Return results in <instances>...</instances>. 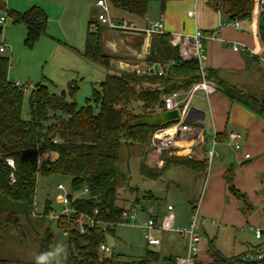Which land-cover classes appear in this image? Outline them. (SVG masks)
Listing matches in <instances>:
<instances>
[{
	"label": "trees",
	"instance_id": "trees-1",
	"mask_svg": "<svg viewBox=\"0 0 264 264\" xmlns=\"http://www.w3.org/2000/svg\"><path fill=\"white\" fill-rule=\"evenodd\" d=\"M152 1L160 2L164 10L171 0H108L111 8L139 17L146 16ZM215 2L233 19H251L256 9V0ZM11 15L15 23L26 26L27 46L33 47L46 34L48 15L43 8L33 6L23 13L11 11ZM256 18L259 35L264 42V10ZM104 30L98 20L89 21L84 57L109 68L112 61L119 57L104 50ZM144 60L170 65L163 76L138 75L132 71L109 72L99 88L93 87L87 104L79 106L74 100L78 90L76 81L69 84L70 100L51 92L47 85H37L33 89L29 85L19 87L8 78L10 58L0 55V240L5 233L22 232V219L31 221L39 176H70L74 193L88 188L89 192L77 199L73 200V194H70L71 206L78 213H85L99 221L81 234L74 227L77 225L75 220L69 221L62 216L57 221L59 227L62 230L71 227L66 236L64 260H56V236L52 227L48 226L39 240L38 256L33 264H153L161 259V254L153 250H148L140 258L116 254L113 250L110 254H103L99 250L102 243L115 235V226L125 211L117 203L123 146L137 143L148 146L151 134L166 125L151 128L133 126L132 122L164 111V95L187 90L201 78L198 61L183 58L178 46L173 44L172 34L168 32L151 35ZM207 72L208 78L215 81L217 90L264 119V95L259 97L228 84L216 70L208 69ZM29 88L31 118L26 120L22 116V108L25 92ZM226 137L225 134L217 135L219 141ZM46 150L52 151L56 157L41 162L40 153ZM180 165L205 171L208 163L206 159L175 156L165 158V166L158 170L141 163L140 172L156 180L166 169ZM225 178L235 192L232 169L226 172ZM153 199L154 196L150 195L149 200ZM51 210V202L47 201L43 215H50ZM104 223L109 225L103 227ZM209 253L212 264H264V258L249 262L241 260V256L225 257L212 240ZM167 260L176 264L175 258ZM0 264L12 262L0 258Z\"/></svg>",
	"mask_w": 264,
	"mask_h": 264
},
{
	"label": "rangeland",
	"instance_id": "rangeland-1",
	"mask_svg": "<svg viewBox=\"0 0 264 264\" xmlns=\"http://www.w3.org/2000/svg\"><path fill=\"white\" fill-rule=\"evenodd\" d=\"M5 1L8 9L22 10L23 12L32 8L34 5H39L38 3H30L29 5L27 2L31 0H4V2ZM63 1L65 5H68L63 25L66 27V24L69 21V30L66 34L63 33V36L58 29L60 27L58 18L63 15L65 9L60 13L61 11L59 8L57 10L54 6H50L48 7V11H45L48 13L47 15H52L50 16V20L48 19L46 34L50 33L54 35L56 42L54 40H48V42H46L48 44H46L41 40L43 38L42 36L33 47H29L25 44L26 30L21 31L19 34L20 30L15 29L16 26L25 27V25L23 23L14 24L13 20L8 15L7 10L3 9L4 11H2V13L0 12V17L4 16V13L6 12L7 22L4 26V30H0V39L4 38L7 40L9 49L6 52H0V55L10 58L8 78L13 82H20L29 85L32 89L37 85L43 84L47 85L51 92L59 95L65 90V97L67 100H70L71 95L69 84L73 80L76 81L78 90L74 100L79 106H85L91 97L93 87L99 88L100 83L105 79L104 76L107 72V69L104 70L92 62H85V60L78 54V52H81L82 48H84L86 23L91 19L97 18L99 8L95 5L97 0ZM76 1H80L82 4L87 5L86 16L82 21L83 34L81 35H79L75 29L73 30L72 27L74 21L73 13L75 12V6L73 3ZM205 1L206 0H201L199 7L200 11L202 8H207ZM2 3V0H0V7H2ZM151 4L157 8L160 2L152 1L149 5ZM71 6H73L72 9ZM210 6V9L212 10H209L208 12L211 13L210 11H212L217 15L215 0H211ZM122 12L112 8V14L116 20L121 19ZM56 14H58V17L55 19ZM148 18L151 21L157 20L152 17ZM105 30L103 39L104 50L119 58L124 56V53L128 52V49L124 47L125 36L129 35L126 32L127 30L120 28H105ZM31 88L27 89L25 92L22 108V116L26 120L31 118L29 106ZM252 92L255 91L249 89L248 93L254 94ZM254 95L261 96L259 93ZM204 134L203 143L201 147L198 148H201L206 152L211 149V144L209 137H207L208 133ZM148 147L149 146L137 143L131 146L124 145L121 150L120 188L118 189L117 203L120 206H123L125 211H130L135 207L134 213L136 215V221L134 223L117 224L115 226V235L108 238V244L116 254L131 258L143 257L148 250L157 251L161 254V259L153 264H172L167 258H174L175 255L171 252V246H173L178 237L175 238L174 233L172 234L171 232L157 230L155 231V234L159 239V244L154 246L149 245L144 238V231L141 228V225L150 218V215L147 211H144L141 208L140 204H143V202L149 203V206L155 207L157 213L160 215L167 212V207L170 204L174 207L175 215L180 217L181 220L187 221L190 219L192 212L194 211L193 208L197 207L199 204L204 183L199 181V178H202L201 174H197V183H193L192 179H186L182 174L183 171H193L191 169L187 170L186 167H170L162 172L156 181H152V179L145 176L143 177L140 172L141 163H145L150 169L158 170L165 166V158L179 156H170L168 154L154 155L149 151ZM204 151L195 149V152L190 156L193 159H199ZM187 153H189V150L185 149L180 154L186 156ZM55 157L56 154L50 150L42 151L40 153L41 162L54 159ZM192 173H194V171ZM226 182L229 191L237 197L239 196L241 199V201L235 203L234 211H237L240 216L246 219L251 214V210L249 205L245 204V206L240 207V204L244 203L243 201L245 199L250 203V192L245 193L236 189L234 180L233 185L235 187V192H233L230 189V183L227 180ZM60 184L65 187L64 190L59 189L58 186ZM65 193L73 195L77 194L73 192L72 178L70 176L60 174L39 176L36 187L35 210L32 219L31 221L22 219V232L18 234L5 233L2 235L0 240V258L10 260L12 264H33L38 256L39 240L44 234L46 228L50 226L56 236V260L62 262L67 251V237L59 227L57 223L58 220L50 215L44 216L43 211L46 202L50 201L52 206L51 215L55 214L59 216L63 214L65 204L61 199H58V196ZM152 193L154 194L155 199L149 200ZM207 197L208 191L206 192L204 200H207ZM137 199L139 201H137ZM258 215L264 219V212L260 211ZM207 230V233H203L204 239L201 243L199 253L200 260H211V255L209 253V243L211 240L215 241V246L219 252H222L227 257L241 256L242 254H238L244 248V245H242V241L244 240H247L246 242H249V244L254 246L261 242L255 238V230L249 226V224L240 227H237V225L235 227L230 224L225 226L222 224H213L211 227L207 228Z\"/></svg>",
	"mask_w": 264,
	"mask_h": 264
},
{
	"label": "crops",
	"instance_id": "crops-1",
	"mask_svg": "<svg viewBox=\"0 0 264 264\" xmlns=\"http://www.w3.org/2000/svg\"><path fill=\"white\" fill-rule=\"evenodd\" d=\"M2 2H4V0H2ZM63 2V0H31L27 3H29V5L30 3H38L39 5L34 6H39L46 12L50 6H54L57 10L59 8L61 11L60 13L65 9L63 15L58 18L60 25L58 29L63 35V33L66 34L69 30V21L67 22L66 27L63 25L68 10V5H65ZM205 2L207 8H202L201 11L199 10L201 0H171L167 2L164 10L161 9L160 4L157 8L151 4L144 17L121 11L123 14L120 18L127 20V23L130 26L126 31L129 35L125 36L124 46L128 49V52L124 53V56L119 59H114L109 68L100 66L84 57L86 33L89 24V22H87L86 30L84 32V48H82V51L78 52V54L85 60V62H92L104 70L107 69L104 77H106L109 72L130 71L134 65L146 63L144 58L148 53L151 37H148L145 34V28L147 27L148 22L151 21L148 17H152L164 21L166 32L172 34L173 44L178 46L181 56L185 59H190L192 34L196 28L201 29L206 36L205 47L208 57L206 61L207 70L212 69L218 71L220 78L230 85L239 87L246 92L251 89L255 91L252 92L254 94L259 93L261 96L264 95V42L259 35L256 18L258 15H254L251 19L240 20L242 29H238L233 25L235 19L228 15L224 9L219 8L216 5L217 15L212 11L209 13L208 11L212 10L210 9L211 0H206ZM4 3V6L0 7V12L2 13V11L7 10L13 23L17 24L14 22L15 19L11 15V11L20 13H23V11L10 10L8 9L6 1ZM73 4L75 6V12L73 13L74 21L72 27L73 30L75 29L77 33L81 35L83 34L82 21L86 16L87 5L82 4L80 1H76ZM95 5L97 6V1ZM72 8L73 6H71V9ZM98 8L99 14L101 8ZM194 8L196 10V17H190L188 12ZM58 14H56L55 19L58 17ZM50 16L52 15H48L49 20ZM110 16L116 20L112 14V8L110 10ZM91 20H97V18ZM6 22L7 19L3 26L0 25L1 31L4 30ZM99 26L109 28L101 23H99ZM15 29L20 30L19 34L21 31L26 30L27 34L26 26H16ZM105 31L106 30L103 31V39ZM55 39L54 35L47 33L43 35L41 40L46 43L48 40L55 41ZM234 45H238L240 47L239 50H234ZM191 107L204 118V133H208V136H206L209 137L210 144H212L214 138L217 139L218 134L227 135V137L223 138L221 141L217 139L219 156L216 157L217 159L215 158L216 160L214 159L211 166L207 167L205 171H198L197 169L183 165L173 166L186 167L187 170H193L194 173L189 170L183 171L182 173L186 179H192L193 183L198 182L197 174H201L202 176V178H199V181L204 183L202 189L205 188V192L201 201L202 203L199 205V212L208 220L203 227L202 234L207 233V228L211 227L213 224H222L224 226L230 224L235 227L236 225L237 227H240L249 224L253 229L260 228L264 230V219L258 215L260 211L264 212V119L242 104L231 101L220 90H217L211 95L209 100L206 99L202 93H198V95L192 99ZM231 131H237L242 135L241 140H239L241 144L240 149H235L233 145L229 144L228 137ZM198 150L204 151L201 148H198ZM206 153L207 151H204L203 155L195 160L205 159ZM246 154H250L249 159L245 158ZM231 169L234 172V184L236 189L245 193L250 192L251 195L250 203L246 199L243 201V206L247 204L251 210V214L246 219L240 216L237 211H234L235 203H238L241 199L239 196L237 197L229 191L228 184L225 180L224 176L226 172ZM207 191L208 197L207 200H204ZM61 195L62 194L58 196V199H60ZM152 195L154 196L153 193ZM140 205L141 208L147 212L149 209L155 208L149 206V203L145 202ZM212 219L215 220L214 223L210 221ZM189 220L183 221L180 217L176 216V223L179 225H186ZM174 236L175 238L178 237L175 234ZM246 241L247 240L242 241L244 248L238 255L244 254L250 247L254 246ZM260 241V244L264 243V237L263 240ZM171 249V252L175 255L174 258L184 255L186 253V241L179 239L178 237L173 246H171ZM221 254L225 256L222 252Z\"/></svg>",
	"mask_w": 264,
	"mask_h": 264
},
{
	"label": "built area",
	"instance_id": "built-area-1",
	"mask_svg": "<svg viewBox=\"0 0 264 264\" xmlns=\"http://www.w3.org/2000/svg\"><path fill=\"white\" fill-rule=\"evenodd\" d=\"M97 6L101 8L100 13L97 16L99 23L108 26L109 28H120L127 30L130 26L126 20H114L110 16L111 6L108 0H97ZM196 7V6H195ZM264 10V0H256V11L254 15H259ZM190 17H196L195 8L188 12ZM7 19V13L0 17V25L3 26ZM233 25L242 29L241 21L235 19ZM165 23L163 20L149 21L147 27L145 28V34L151 37L154 33H164ZM192 38V48L190 50V58H194L198 61L199 69L201 72V78L195 82L189 89L182 91H174L170 94L163 96L164 101V111L167 110H177L179 112V117L165 126L157 128L150 136L149 151L152 154H168L170 156L179 155L183 150L189 147V153L186 155L190 156L195 149L201 147L204 139L205 130V120L201 114L197 113L191 107L192 99L202 93L206 99L209 100L211 95L217 91V85L215 81L208 78V72L206 68V61L208 59L205 47L206 36L204 32L196 28L191 36ZM238 45H234V50H239ZM9 49V44L4 38L0 39V52H6ZM170 65V64H169ZM161 62L154 63H142L134 65L130 70L138 75H159L163 76L166 72V68L169 66ZM19 87L25 86L20 82H15ZM242 135L237 131H231L229 133L228 142L233 145L235 149H240ZM183 143L184 146L179 144ZM186 145V146H185ZM219 156L217 149V139L214 138L211 144V149L206 153V160L208 162V167L211 166L212 162L216 157ZM246 159L250 158V154L245 155ZM59 189H65V187L60 184ZM89 192L88 188H85L82 192L73 195V200L77 199L82 195H86ZM205 188L202 189L201 199L197 207H195L188 224L179 225L176 223V215L174 213V207L168 205L167 212L163 215H158L155 208L149 209L148 213L150 218L145 221L141 228L144 231V238L149 245H158L159 239L155 234V231L161 230L166 232H171L177 235L180 239L186 241V253L175 258L176 264H212L210 261L200 260L199 253L201 249V243L203 241V227L207 223V219L203 217L199 212V205L203 199ZM70 194L65 193L61 195V200L64 202V213L57 216L51 215L56 220H59L62 216H66L68 220H75L76 227L79 233L84 234L88 227H93L97 222L94 218L89 217L85 213H78L76 209L71 206V200L69 198ZM97 210L95 213L97 214ZM135 207L130 211H124L118 224L134 223L136 221ZM215 222L214 219L210 220ZM103 227H107L109 223H104ZM112 225V224H110ZM71 227L62 230L65 236H68ZM255 237L258 240H263L264 230L256 228ZM100 252L103 254H110L112 252L111 246L108 242H104L100 245ZM264 258V243L250 247L244 254L241 255V260L243 261H258Z\"/></svg>",
	"mask_w": 264,
	"mask_h": 264
},
{
	"label": "water",
	"instance_id": "water-1",
	"mask_svg": "<svg viewBox=\"0 0 264 264\" xmlns=\"http://www.w3.org/2000/svg\"><path fill=\"white\" fill-rule=\"evenodd\" d=\"M61 96H66V91L63 90L61 92ZM179 117V112L177 110H167L162 111L160 113H156L154 115L146 116L139 118L132 122L133 126H148L151 128H156L160 126L161 124H167ZM61 198V196H60ZM240 206H243V203L240 204Z\"/></svg>",
	"mask_w": 264,
	"mask_h": 264
},
{
	"label": "bare ground",
	"instance_id": "bare-ground-1",
	"mask_svg": "<svg viewBox=\"0 0 264 264\" xmlns=\"http://www.w3.org/2000/svg\"><path fill=\"white\" fill-rule=\"evenodd\" d=\"M179 145H180V146H184L183 143H180ZM185 146H186V145H185ZM186 149L189 150V147H187Z\"/></svg>",
	"mask_w": 264,
	"mask_h": 264
}]
</instances>
